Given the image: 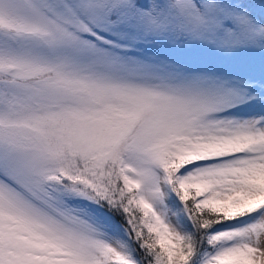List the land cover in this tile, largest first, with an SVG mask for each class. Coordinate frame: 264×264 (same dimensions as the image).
I'll return each mask as SVG.
<instances>
[{
    "label": "snow or ice",
    "instance_id": "obj_1",
    "mask_svg": "<svg viewBox=\"0 0 264 264\" xmlns=\"http://www.w3.org/2000/svg\"><path fill=\"white\" fill-rule=\"evenodd\" d=\"M0 264H264V0H0Z\"/></svg>",
    "mask_w": 264,
    "mask_h": 264
}]
</instances>
